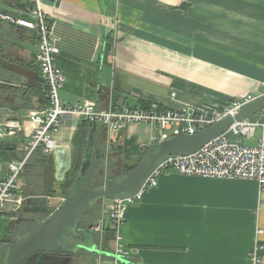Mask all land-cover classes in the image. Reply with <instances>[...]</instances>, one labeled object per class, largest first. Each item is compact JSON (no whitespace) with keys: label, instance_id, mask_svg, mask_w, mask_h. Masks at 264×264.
Listing matches in <instances>:
<instances>
[{"label":"crops","instance_id":"1","mask_svg":"<svg viewBox=\"0 0 264 264\" xmlns=\"http://www.w3.org/2000/svg\"><path fill=\"white\" fill-rule=\"evenodd\" d=\"M29 5L30 0H0V29L6 23L12 29L0 31V121L19 117L27 129V113L46 104L37 33L11 19L26 15ZM42 9L59 49L60 98L67 104L168 110L263 93L264 0H43ZM7 45L11 57L4 53ZM92 125L66 113L53 149L30 156L24 177L19 175L20 192L44 199L45 207L54 200L55 207L80 166ZM156 134L157 127L144 123L120 130L97 125L92 159L105 174L133 167ZM257 136L258 131L239 140L253 146ZM26 139L22 131L0 138V180L8 162L22 155ZM16 214L1 216L0 235ZM104 214L102 209L87 223L101 222L98 243L114 251L115 227ZM121 218L115 231L128 251L124 258L135 264H247L258 228L264 264V187L255 180L163 172L155 186L122 208ZM113 260L80 252L72 262Z\"/></svg>","mask_w":264,"mask_h":264},{"label":"built area","instance_id":"2","mask_svg":"<svg viewBox=\"0 0 264 264\" xmlns=\"http://www.w3.org/2000/svg\"><path fill=\"white\" fill-rule=\"evenodd\" d=\"M43 0H30L32 6L27 8L26 15L12 17L17 25L33 29L37 33L36 58L38 69L46 84V104L26 115L30 127L24 125L19 117L0 121V138L22 131L26 141L20 145L22 155L8 162L5 176L0 180V218L14 211L28 198L20 192L19 175L24 171L30 156L35 152L49 153L55 144V136L60 130L63 116L71 113L86 122L96 123L107 130H120L128 123H144L157 127L158 134L149 139V143L163 141L172 136L194 134L225 116L235 117L245 103L253 101L259 94L246 93L233 98L229 103L205 105L199 108L183 107L168 110L157 108L139 109L122 106L121 108L98 110L94 102L67 104L60 98L64 84L61 69L55 63L59 49L51 31V21L42 9ZM3 18L10 17L3 15ZM264 93V83H263ZM262 93V94H263ZM258 118L233 120L222 134L212 138L197 151L186 155H170L143 183L141 190L157 184L161 173L176 172L182 175L202 177L249 179L255 180L259 188L264 187V108ZM28 130V131H27ZM258 131L253 146L244 145L239 138H251ZM149 145V144H148ZM141 192V191H140ZM140 192L124 199L105 200L103 209L106 217L117 229L122 221L121 210ZM101 229V222L95 227ZM115 239L118 246L114 253L127 257L128 251L120 245L121 237L117 231ZM262 229L256 230L254 246L248 253L247 264H263L261 251L263 245L259 236ZM114 264H122L114 259Z\"/></svg>","mask_w":264,"mask_h":264},{"label":"water","instance_id":"3","mask_svg":"<svg viewBox=\"0 0 264 264\" xmlns=\"http://www.w3.org/2000/svg\"><path fill=\"white\" fill-rule=\"evenodd\" d=\"M262 108H264V93L242 105L235 117L225 116L194 134H181L149 144L133 167L123 168L115 176L83 188L87 173L91 166H94L93 131L97 124L93 123L80 166L75 176H71L62 200L55 207L50 204L43 208L40 206L37 210L25 207L34 206L36 201L42 202L44 199L28 197L15 210L28 213L41 211L45 216L36 220L34 217L20 218V221L29 220L33 223L22 232H13L3 251L0 264H70L80 252L117 259L123 264H135L115 254L114 251L100 247L99 237L95 232L97 231L95 225L97 226L99 222L87 223L84 227H80L87 214L105 200L134 196L141 191L146 179L168 156L186 155L197 151L209 140L225 132L233 120L250 117Z\"/></svg>","mask_w":264,"mask_h":264},{"label":"rangeland","instance_id":"4","mask_svg":"<svg viewBox=\"0 0 264 264\" xmlns=\"http://www.w3.org/2000/svg\"><path fill=\"white\" fill-rule=\"evenodd\" d=\"M11 30L12 29H11V27H9V24L8 23H6L4 25V28L3 29H0L1 32H5V33L9 32ZM4 53L6 55H9L10 57L12 56V48H11V45H7V48L4 49ZM4 64L7 65V68H9V69H7V73H5V75H6L5 78H7V77L9 78V75L12 74V63H9L7 61ZM93 164H94V166L92 165L91 168L89 169L88 173H87L86 181H85V183L83 185V188H87V187H90L91 185L98 184V183L102 182L103 180H105L107 178H110V177L115 176L120 171V169H118L116 171L108 172L107 174H105V172H101L100 169L98 170V168H99V162L97 160H94L93 161ZM94 173H95V175H94ZM22 177H24V175H22ZM52 201H54V200H52ZM52 201H51L52 205L55 204ZM37 202L38 201L35 202L36 204L33 203V204H35L34 206H28V207H25V208L39 210L40 209V206H41V208H43V206L45 205V202L43 200H42V202H41V200L39 201V203H37ZM103 202H102V204H103ZM101 211H102V205H101V203H99V204L96 205V207L92 211H90L87 214V216L84 218V220H83L82 224L80 225V227H82V226L84 227L87 224L88 220L92 216H94V215L96 216L99 213L101 214ZM103 211H104V209H103ZM44 216H45V213L44 212H41V211L36 212V213H28V212H23V211L21 212V210H18L17 214L14 215L9 220V222L7 224L8 225V232L7 233H9L8 238L11 239L12 234H13L14 231L22 232L24 229L28 228L33 223V222L29 221V220H27V221H20V218H23V217H28V218L34 217L35 220H36V219H40V218H42ZM3 219H5L6 220V223H7L8 217H4ZM18 219H19V222H16ZM105 220L108 221V223H109V220H108L107 217H105Z\"/></svg>","mask_w":264,"mask_h":264},{"label":"flooded vegetation","instance_id":"5","mask_svg":"<svg viewBox=\"0 0 264 264\" xmlns=\"http://www.w3.org/2000/svg\"><path fill=\"white\" fill-rule=\"evenodd\" d=\"M98 170H99V168H98ZM94 216H92V217H94ZM16 222H19V219ZM7 232H8V225H7L6 229H5V231L0 235V261H1L2 255H3V251H4L6 245H7L8 241H9L8 239H10V238H8L9 233H7ZM71 263L73 264V262H71Z\"/></svg>","mask_w":264,"mask_h":264},{"label":"trees","instance_id":"6","mask_svg":"<svg viewBox=\"0 0 264 264\" xmlns=\"http://www.w3.org/2000/svg\"><path fill=\"white\" fill-rule=\"evenodd\" d=\"M43 98H45V92H44V96H43Z\"/></svg>","mask_w":264,"mask_h":264},{"label":"bare ground","instance_id":"7","mask_svg":"<svg viewBox=\"0 0 264 264\" xmlns=\"http://www.w3.org/2000/svg\"><path fill=\"white\" fill-rule=\"evenodd\" d=\"M97 108V107H96ZM103 209V208H102Z\"/></svg>","mask_w":264,"mask_h":264}]
</instances>
